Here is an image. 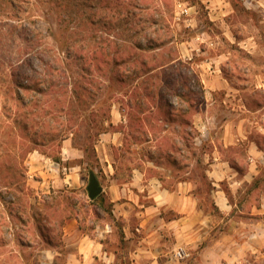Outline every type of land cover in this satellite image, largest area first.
Masks as SVG:
<instances>
[{
	"label": "crops",
	"instance_id": "0c3cea01",
	"mask_svg": "<svg viewBox=\"0 0 264 264\" xmlns=\"http://www.w3.org/2000/svg\"><path fill=\"white\" fill-rule=\"evenodd\" d=\"M238 1L264 17V0ZM223 35L224 45L201 35L182 44L178 61L201 58L203 97L188 125L169 122L172 130L164 125L161 135L144 122L141 144L128 135L130 149L123 131L103 133L90 171L83 151L67 139L62 165L39 150L28 154L24 193L35 195L37 211L44 209L45 201L36 198L41 195L91 202L93 172L112 215L91 209L81 216L40 218L34 211L26 220L17 217L26 230L22 239L5 201L10 232L0 264H264V106L245 97L261 91L232 86L224 72L225 64L235 62V46L252 54L257 48L259 55L261 44L254 34L238 38L228 24ZM111 121L127 127L125 109L115 105ZM159 142L171 148L160 151ZM179 250L183 259L176 257Z\"/></svg>",
	"mask_w": 264,
	"mask_h": 264
},
{
	"label": "rangeland",
	"instance_id": "374dc122",
	"mask_svg": "<svg viewBox=\"0 0 264 264\" xmlns=\"http://www.w3.org/2000/svg\"><path fill=\"white\" fill-rule=\"evenodd\" d=\"M10 3V0H0V246H4L0 251L4 257L5 232H10L8 213L13 215L17 238L23 239L26 230L17 217L26 220L37 212L35 195L24 193V161L31 150L44 151L43 147L33 145L19 132L12 136L8 129L7 123L12 121L20 104L16 90H12V75L16 74L23 61L32 65V68H26L29 75L35 74L46 83L53 82L60 88L50 98L36 94L34 104L52 105L63 99L69 114L67 117L58 115V120L63 122L64 127L73 124V128L69 127L67 143L79 151L87 149L89 159L94 163L92 147L98 150L102 139L101 136L96 137V133L101 132L102 127H108L105 123L110 119L111 107L113 109L115 105L125 109L128 120L134 122V128L139 127L143 119L154 125L153 130L161 135L164 125L172 130V124H167L170 122L167 116L160 111L150 115L129 110L126 103L131 97L124 94L127 84L108 81L114 70L109 63L113 59L131 57L139 69L143 62L151 68L159 66L168 60L179 59L185 52L182 44L197 35L224 45L227 38L223 29L228 24L234 27L238 38L251 34L259 37V55L257 48L250 49L256 50L252 54L235 46V62L225 64L224 72L232 86L261 91L246 94L245 97L255 107L264 106V17L258 12H248L238 0H12L13 7ZM186 9L189 10L188 15L183 12ZM137 46L142 50H138ZM183 59L170 65L173 68L182 63L179 73L185 81L177 80L175 83L192 89L196 99H199L201 82L197 66L201 58L194 56L189 62ZM159 73H153L154 79ZM181 89L180 93H187V90ZM75 93L81 98L77 99ZM166 99L173 108L189 105L187 99L172 94ZM141 101L148 107L144 97ZM91 112L94 122L88 119ZM86 121L89 133L85 131ZM56 125L59 124L56 122ZM170 145L162 144L166 150L171 148ZM54 147L56 151L57 144ZM107 150L117 155L108 147ZM83 175H86L85 170ZM5 187L8 190L5 191ZM36 198L42 202L50 197L41 195ZM5 201L9 212L5 209ZM11 260L15 262L16 255L11 256Z\"/></svg>",
	"mask_w": 264,
	"mask_h": 264
},
{
	"label": "trees",
	"instance_id": "16d2710c",
	"mask_svg": "<svg viewBox=\"0 0 264 264\" xmlns=\"http://www.w3.org/2000/svg\"><path fill=\"white\" fill-rule=\"evenodd\" d=\"M10 1V4L13 7L12 0ZM137 49L142 50L138 46ZM135 62L132 61L131 57H128L124 60L113 59L111 62H109L111 63L114 70L108 81L111 83H119L121 85L127 84L125 85L126 87H123L126 88V91L124 92L125 96L131 97V99H129L126 103L129 110H131V112L140 111L141 114L145 113L150 115H152L155 111H160L167 116L166 118L171 123L179 121L182 122L185 126L188 125L191 120L194 108H196L198 104H200L203 97L202 86L200 87V98L196 99L195 91L187 87H183L181 83H175L177 80L178 82L185 81L184 77L179 73L182 69L180 68V66L182 67V63H178V66L176 65L175 67L170 68L171 66H173V64L178 62V58L168 60V62L162 63L161 65L154 66L152 68L148 67L146 63L143 62L141 64L142 68L139 69ZM27 66L32 68V65L29 62L23 61L22 64H19L18 70L16 69V74L12 75V77H14V86H12L13 89H11L16 90V97L20 101V104L17 106V110L15 111L14 117H12V121L7 123L8 129L11 130L12 136H16L17 132H19V134L21 133L22 135H24V137L29 138L30 142L33 145L43 147L44 151L42 152L44 154L53 158L55 162L62 165V143L68 138L67 135H69L70 133L69 127L72 126L73 128V124L69 123L64 127L63 122L58 120V118H60V116L58 117V115H64L67 117L69 114L68 106H66V103L63 99H58L56 103L52 105L44 104L38 106L39 104H37V102L34 104L33 97L36 94H42V96L44 95L47 96V98H50L60 88L53 82L46 83L45 80L36 77L35 74L29 75L26 71V68H28ZM158 71H160V73L156 74V78L154 79L153 73H157ZM149 74L152 75L147 77ZM141 78H143V83L141 82ZM181 88L187 90V93H180V91L182 90ZM22 94L25 98L21 97ZM171 94L175 97H183L184 99H187L189 105H187V107L181 106L180 108H173L171 106V103H169L166 99V96H171ZM75 97L77 99L81 98L80 95L76 93ZM143 97L145 98L148 107H146L143 101H141ZM163 104L165 107L163 106ZM38 108L39 114L37 113ZM111 111L112 107L110 109V119L105 123V125L107 124L108 127H102L103 130H101V132L99 133H96V137L101 136L103 133L110 132V130H112V132L121 130L126 135L124 144L126 149H130L132 143V140L129 137L130 134L134 136L133 138L136 143L141 144L139 142L143 135L142 133L145 132L144 122H148L142 119L141 125H139V127L137 128H134L132 126V124L134 125V122L132 123L130 120H128L127 127H115L111 121ZM171 118H173L174 120L171 121ZM72 119L73 118H71V120ZM88 119L89 121L94 122L93 112L89 114ZM56 122L59 124L58 126H55ZM89 130L90 127L89 125H87L86 121L85 131L89 133ZM56 144L57 150L55 151L54 145ZM157 147L160 151L164 150V147L160 143ZM31 151L28 153H31ZM82 151L85 155V162H87L86 169L88 171L92 170L93 168L95 169L96 165L94 166L95 163L89 159L87 149L84 148L82 149ZM92 151L94 152V158H96L97 153L95 147H92ZM86 157L88 160L86 159ZM111 207L112 204L104 194L100 195L97 199L89 203L81 200L74 195H59L57 198L53 196L50 197L49 200L45 201L44 209L37 211V216H39L40 218H49L52 216L64 215L68 217L81 216L84 214H88L91 209H93V211L97 215L109 214L111 216Z\"/></svg>",
	"mask_w": 264,
	"mask_h": 264
},
{
	"label": "water",
	"instance_id": "95a60500",
	"mask_svg": "<svg viewBox=\"0 0 264 264\" xmlns=\"http://www.w3.org/2000/svg\"><path fill=\"white\" fill-rule=\"evenodd\" d=\"M87 190H88L89 199L91 201H94L95 199H97L103 192V189L100 186L99 180L93 172H90L89 184H88Z\"/></svg>",
	"mask_w": 264,
	"mask_h": 264
},
{
	"label": "built area",
	"instance_id": "2783aa9c",
	"mask_svg": "<svg viewBox=\"0 0 264 264\" xmlns=\"http://www.w3.org/2000/svg\"><path fill=\"white\" fill-rule=\"evenodd\" d=\"M184 12V14H189V10L188 9H186V10H184L183 11ZM176 257L178 258V259H183L184 257H185V253H184V251L183 250H179L177 253H176Z\"/></svg>",
	"mask_w": 264,
	"mask_h": 264
}]
</instances>
